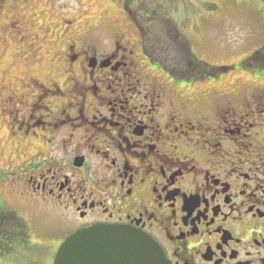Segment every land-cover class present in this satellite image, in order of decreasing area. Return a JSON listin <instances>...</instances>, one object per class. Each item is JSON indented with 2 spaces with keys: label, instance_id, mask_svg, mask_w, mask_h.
I'll return each mask as SVG.
<instances>
[{
  "label": "flooded vegetation",
  "instance_id": "flooded-vegetation-1",
  "mask_svg": "<svg viewBox=\"0 0 264 264\" xmlns=\"http://www.w3.org/2000/svg\"><path fill=\"white\" fill-rule=\"evenodd\" d=\"M115 37L108 53L87 37L66 44L54 57L61 86L28 77L29 92H19L0 77L10 133L47 132L48 147L6 173L23 198L57 217L62 240L52 248L117 226L146 235L167 264H264V92L179 91L141 39ZM233 139L242 141L238 153ZM5 205L0 199V212ZM28 228L21 246H35Z\"/></svg>",
  "mask_w": 264,
  "mask_h": 264
},
{
  "label": "rangeland",
  "instance_id": "rangeland-1",
  "mask_svg": "<svg viewBox=\"0 0 264 264\" xmlns=\"http://www.w3.org/2000/svg\"><path fill=\"white\" fill-rule=\"evenodd\" d=\"M171 24L188 41L193 54L209 66L208 77L174 78V83L163 71L162 80L172 88L198 93L201 99L210 94L221 98L229 93L264 92V0H0V77L19 92H29L21 86L28 85V77L49 78L61 86V65L54 57L62 55L74 38L87 37L100 53H108L114 49L116 33L136 45L146 32L149 50L155 42L164 41L166 54L172 46L163 39ZM168 59L170 66H176ZM208 102L204 108L211 112L215 104ZM1 106L0 98V110ZM6 121L10 124L0 112V171H5L0 173L4 177H0V199L5 201V210L29 225L35 246H16L0 256V264H52L58 249L52 247L62 240L56 234L57 217L23 198L19 185L6 173H17L27 156L44 151L48 144L42 135L47 132L37 129L40 137L18 139ZM241 142L231 140V150L240 152Z\"/></svg>",
  "mask_w": 264,
  "mask_h": 264
},
{
  "label": "water",
  "instance_id": "water-1",
  "mask_svg": "<svg viewBox=\"0 0 264 264\" xmlns=\"http://www.w3.org/2000/svg\"><path fill=\"white\" fill-rule=\"evenodd\" d=\"M53 264H167L146 235L117 226H95L68 237Z\"/></svg>",
  "mask_w": 264,
  "mask_h": 264
},
{
  "label": "trees",
  "instance_id": "trees-1",
  "mask_svg": "<svg viewBox=\"0 0 264 264\" xmlns=\"http://www.w3.org/2000/svg\"><path fill=\"white\" fill-rule=\"evenodd\" d=\"M167 29L169 34L163 40L166 39L169 42L168 47L172 46L169 47L170 52L163 53L162 46L166 45L164 41L155 42L149 50V42H146V32H143V39L141 40L144 54L173 79L186 81L189 79L194 80L195 77H208L209 66L193 54L188 41L178 32L177 28L171 24ZM168 57L176 63V66L172 64L170 66L167 63L169 62ZM28 232L27 223L18 217L15 212H0V256L11 253L16 246L28 244L26 241Z\"/></svg>",
  "mask_w": 264,
  "mask_h": 264
}]
</instances>
